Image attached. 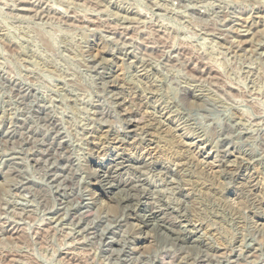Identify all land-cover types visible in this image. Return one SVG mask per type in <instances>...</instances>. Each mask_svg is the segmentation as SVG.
I'll use <instances>...</instances> for the list:
<instances>
[{"label":"rangeland","instance_id":"rangeland-1","mask_svg":"<svg viewBox=\"0 0 264 264\" xmlns=\"http://www.w3.org/2000/svg\"><path fill=\"white\" fill-rule=\"evenodd\" d=\"M69 2L0 0V264H264V168L181 118L219 106L264 139V0ZM104 93L130 121L111 145ZM121 144L178 185L159 239L96 180Z\"/></svg>","mask_w":264,"mask_h":264},{"label":"clouds","instance_id":"clouds-1","mask_svg":"<svg viewBox=\"0 0 264 264\" xmlns=\"http://www.w3.org/2000/svg\"><path fill=\"white\" fill-rule=\"evenodd\" d=\"M38 2H42L45 7L50 8L75 7L69 0H38ZM104 38L112 40L110 36ZM101 92H103L102 86L96 89L93 95H99ZM98 102L104 105L106 111H111L114 117L112 127L109 129L110 132L114 130V134L111 140L107 142L108 145H111L113 141L121 138V133L127 131L125 125L130 121L121 120L120 114L115 112L117 107L116 97L104 93L103 99ZM205 102L207 103V101ZM261 114L264 115V113ZM181 118L186 122L190 121L191 127L198 130L202 135L209 137L210 142H214L215 145H219L221 140L231 139V144L244 146L241 150L253 161H257L260 168H264V139L259 135H254L247 140L241 138V131H247V129H238L233 123L235 117L229 116L225 109L210 105L209 110L202 115L199 111L184 108V115ZM261 131L264 132V129H261ZM231 144L228 147H231ZM78 151L80 154L71 163L74 170L71 173L74 177L72 181L74 187L81 184V178H86L88 183H91L92 180L91 172L86 169L83 163V158L92 153H89L83 147ZM100 152H103V148L100 149ZM95 155L99 156V153H95ZM107 155L105 153V156ZM100 159L103 160L104 156H100ZM137 160L136 151L121 144L114 149L111 162L105 165L102 170H96L98 172L96 180L102 188L112 189V191L105 193L106 196H114L117 192H123V198L115 201L117 207L120 208L117 221L124 215L136 213L142 219V222L149 225L151 230L157 233L159 239L170 226L176 224L177 217L170 209L177 207L171 194L178 190V185L174 184L171 178L164 177L161 171L153 169L152 165L155 160H152L151 157L143 164H139ZM0 168H3V161H0ZM125 199L128 203H125ZM142 203H150L152 206L141 213L139 207ZM180 219H183V216ZM189 219L191 218L189 217ZM42 222V219L38 221V223ZM180 230L185 231L186 229L181 226Z\"/></svg>","mask_w":264,"mask_h":264},{"label":"bare ground","instance_id":"bare-ground-1","mask_svg":"<svg viewBox=\"0 0 264 264\" xmlns=\"http://www.w3.org/2000/svg\"><path fill=\"white\" fill-rule=\"evenodd\" d=\"M98 53H99V52H98ZM114 77H115V76H114ZM112 80H113V79H112ZM112 80H111V81H112ZM168 114H169V113H168ZM162 116H163V115H162ZM162 116H161V117H162ZM165 117H166V116H165ZM167 119H168V118H167ZM165 120H166V119H165ZM162 125H163V124H162ZM164 125H165V124H164ZM168 126H169V125H168ZM165 127H166V126H165ZM202 149H203V148H202ZM143 162H145V161H143ZM164 163H165V162H164ZM98 165H99V164H98ZM168 165H169V164H168ZM104 166H105V165H104ZM170 167H171V166H170ZM174 168H175V167H174ZM174 168H173V169H174ZM96 169H98V168H96ZM102 169H103V168H100V170H102ZM4 182H5V181H4ZM109 190L112 191V189H109ZM106 191H107V190H106ZM121 193H122V192H121ZM114 197H115V196H114ZM112 198H113V197H112ZM120 199H121V198H120ZM115 201H116V200H115ZM184 228H185V227H184ZM169 229H170V228H169ZM169 229H168V231H169ZM185 229H186V228H185ZM179 230H180V229H179ZM179 230H178V231H179ZM180 231H181V230H180ZM176 232H177V231H176ZM184 232H185V231H184ZM173 233H174V232H173ZM186 234H187V233H186ZM180 237H181V236H180ZM198 238H199V237H198Z\"/></svg>","mask_w":264,"mask_h":264}]
</instances>
